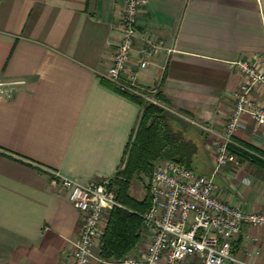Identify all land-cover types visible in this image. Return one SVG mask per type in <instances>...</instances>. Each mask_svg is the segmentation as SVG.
I'll use <instances>...</instances> for the list:
<instances>
[{"label": "crops", "instance_id": "1", "mask_svg": "<svg viewBox=\"0 0 264 264\" xmlns=\"http://www.w3.org/2000/svg\"><path fill=\"white\" fill-rule=\"evenodd\" d=\"M123 1L0 0V81H23L0 98V264H70L80 214L48 170L85 183L112 177L120 164L140 108L101 78L111 82L105 73ZM144 58L149 64L139 67ZM239 58H264V0H148L139 13L128 68L172 104L171 124L196 144L203 173L213 170L243 80L231 64ZM252 95L264 105V88ZM247 121L234 139L264 151V126L252 131ZM239 158L213 174L216 193L264 211V167ZM141 222L127 254L143 253L149 240ZM100 247L101 238L91 264H103ZM231 253L227 264H264V226H243Z\"/></svg>", "mask_w": 264, "mask_h": 264}, {"label": "built area", "instance_id": "2", "mask_svg": "<svg viewBox=\"0 0 264 264\" xmlns=\"http://www.w3.org/2000/svg\"><path fill=\"white\" fill-rule=\"evenodd\" d=\"M148 0H124L118 28L120 37L115 44L105 76L120 89L141 94L146 100L159 103L154 95L156 87L142 91L135 70L129 69L134 46L137 18ZM148 52L158 45L147 40ZM148 59H139L145 67ZM243 76L233 90L232 108L225 120L223 134L215 143L214 167L210 174L198 172L171 159L157 162L147 181L150 207L140 214L149 240L141 254H126L122 258L99 263L109 264H227L236 260L231 253V240L243 226H264V211L245 210L220 198L216 193L213 174L221 166L238 165L240 158L232 146L241 147L233 135L248 128L255 131L264 126V105L253 97L257 87L264 88V58L251 62L239 58L231 62ZM22 80L0 81V98L10 96ZM247 118V119H246ZM52 186L66 191L67 200L78 210L80 225L73 242L70 264H91L99 246L105 225V215L113 207H122L110 188L111 177H100L81 183L48 170Z\"/></svg>", "mask_w": 264, "mask_h": 264}, {"label": "trees", "instance_id": "3", "mask_svg": "<svg viewBox=\"0 0 264 264\" xmlns=\"http://www.w3.org/2000/svg\"><path fill=\"white\" fill-rule=\"evenodd\" d=\"M101 83L130 99L140 108L137 122L110 183L116 199L124 208L115 206L110 210L107 225L101 236L100 256L103 259H119L126 255L139 239L138 230L142 220L140 214L135 212H143L151 204L148 191L141 198L129 193L131 181L141 175L149 178L155 164L164 159H171L194 169L196 144L187 140L181 130L173 128L170 113L162 105L146 100L139 93L120 89L115 83L104 78H101ZM142 91L148 92V89L143 88ZM154 97L172 107L160 92H156ZM239 143L241 147H231L238 157L240 155L264 167V151L244 142Z\"/></svg>", "mask_w": 264, "mask_h": 264}, {"label": "rangeland", "instance_id": "4", "mask_svg": "<svg viewBox=\"0 0 264 264\" xmlns=\"http://www.w3.org/2000/svg\"><path fill=\"white\" fill-rule=\"evenodd\" d=\"M158 104H162V106H164V108L171 113L170 109L168 106H166L165 104L159 102ZM204 139L206 138V136H203ZM218 140V139H217ZM194 161L196 162V164H194V169L198 172H202L205 171V167H202L201 164H198L199 161H201V156L198 155V153H196V156H194ZM147 181L148 178L141 175L140 178H134L131 181L130 187H129V193L136 197V198H141L144 196L145 192L148 191L147 189Z\"/></svg>", "mask_w": 264, "mask_h": 264}]
</instances>
